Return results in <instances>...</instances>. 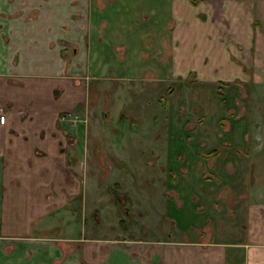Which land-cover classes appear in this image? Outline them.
I'll use <instances>...</instances> for the list:
<instances>
[{"label":"crops","instance_id":"obj_1","mask_svg":"<svg viewBox=\"0 0 264 264\" xmlns=\"http://www.w3.org/2000/svg\"><path fill=\"white\" fill-rule=\"evenodd\" d=\"M228 1L0 0V264H92L93 258L96 264L95 255L114 244H85L83 236L69 238V225L50 226L59 214L48 208L54 201L47 195L67 182L56 169L57 157L65 162L56 118L76 110L91 81L148 85L170 79V89L185 73L183 81L190 74L200 82L215 68L220 75L232 72L226 41L217 42L211 24L198 15L225 10ZM229 7L248 13L252 31L255 21H264V0H233ZM230 148L225 142L208 152H216L211 169L221 178L215 188L198 192L203 213L176 207L183 224L176 233L190 229L196 237L148 241L145 235L120 242L125 255L130 250L146 264H264V196L257 191L246 198L244 150L234 147L231 155ZM225 167L241 175L240 187L224 176ZM187 173L178 196L194 189L192 167ZM207 221L208 232L200 229ZM77 240L80 247L73 245Z\"/></svg>","mask_w":264,"mask_h":264},{"label":"rangeland","instance_id":"obj_2","mask_svg":"<svg viewBox=\"0 0 264 264\" xmlns=\"http://www.w3.org/2000/svg\"><path fill=\"white\" fill-rule=\"evenodd\" d=\"M229 5L220 11L198 10V15L211 24L216 41H226L232 72L220 75L215 68L212 75L200 76V82L190 74L183 81L185 73L170 89V79L148 85L91 81L92 93L76 110L58 114L61 131L56 132L63 137L65 162L61 165L57 157L56 169L67 182L47 195L54 201L48 208L59 214L50 226L69 225V238L83 236L85 244L114 243L95 255L96 264H136L140 260L130 250L125 255L127 247L119 243L145 235L148 241L196 237L190 229L176 233V225L180 230L183 226L181 218L176 220V207L181 203L183 212L189 206L192 215L203 213L198 192L215 188L221 178L214 177L215 161L208 152L221 143L231 144V155L234 147L244 150L246 198L258 196L257 191L264 196V21L252 19L257 22L252 31L248 13ZM191 167L195 179L189 185L194 189L178 196L176 187L189 182ZM222 172L241 186V175L226 167ZM53 178L57 182L56 174ZM220 196L226 197L223 191ZM209 227L207 221L200 229L208 232Z\"/></svg>","mask_w":264,"mask_h":264},{"label":"built area","instance_id":"obj_3","mask_svg":"<svg viewBox=\"0 0 264 264\" xmlns=\"http://www.w3.org/2000/svg\"><path fill=\"white\" fill-rule=\"evenodd\" d=\"M3 120H4V116H3V114L1 113V110H0V124H3Z\"/></svg>","mask_w":264,"mask_h":264},{"label":"trees","instance_id":"obj_4","mask_svg":"<svg viewBox=\"0 0 264 264\" xmlns=\"http://www.w3.org/2000/svg\"><path fill=\"white\" fill-rule=\"evenodd\" d=\"M216 154V152H212V154L211 155H215Z\"/></svg>","mask_w":264,"mask_h":264}]
</instances>
